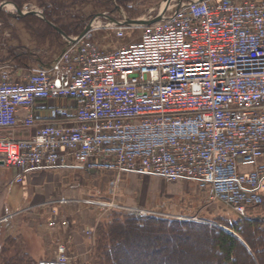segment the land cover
<instances>
[{
	"label": "built area",
	"instance_id": "obj_1",
	"mask_svg": "<svg viewBox=\"0 0 264 264\" xmlns=\"http://www.w3.org/2000/svg\"><path fill=\"white\" fill-rule=\"evenodd\" d=\"M96 22L51 66L22 80L0 64V161L17 171L15 183L47 172L137 175L195 183L211 204L243 218L264 206V0L171 6L139 41L114 51L97 43L96 32L122 39L129 27ZM50 205L161 215L113 200ZM54 207L50 228H67ZM68 250L61 242L39 264H72Z\"/></svg>",
	"mask_w": 264,
	"mask_h": 264
},
{
	"label": "trees",
	"instance_id": "obj_2",
	"mask_svg": "<svg viewBox=\"0 0 264 264\" xmlns=\"http://www.w3.org/2000/svg\"><path fill=\"white\" fill-rule=\"evenodd\" d=\"M2 1L0 0V3ZM7 1L21 10L28 4L43 10V18L28 15L20 20L12 18L7 12L0 13L3 26L1 30L8 29L7 32L10 34L9 40L0 43V50L3 51L0 64L9 65L11 75H15L17 71L25 69L47 68L51 66L56 56L65 51L67 42L56 27L67 37H78L96 16L103 13H108L109 16L116 15V8L121 7L131 19H134L138 11H135L131 4L150 0ZM160 1L162 0H157L156 3ZM86 8L90 9L89 13L83 12ZM9 19L16 21L20 29L9 24ZM21 32L28 37L30 41L28 45L19 44L22 41ZM112 211L115 213L111 223L99 224L97 227L94 247L96 264H132L128 251L139 245L141 240L139 233L151 234L153 238L150 241H156V232H159L170 244H180L187 238L186 234L181 232L182 229H185V233L197 231L210 247L218 251L223 260L219 262L217 259V264H264V219L238 217L237 221L226 224L231 233L227 229L200 223L171 221L156 216L140 218L122 214L120 210ZM10 223L0 225V264H39L40 261L37 262L25 250L21 238L7 236L9 229L12 230ZM166 231L169 234H166ZM175 249H165L167 250L165 261L169 264L172 263Z\"/></svg>",
	"mask_w": 264,
	"mask_h": 264
},
{
	"label": "rangeland",
	"instance_id": "obj_3",
	"mask_svg": "<svg viewBox=\"0 0 264 264\" xmlns=\"http://www.w3.org/2000/svg\"><path fill=\"white\" fill-rule=\"evenodd\" d=\"M156 2L157 0H150L138 1L131 4L134 10L138 11V15L132 20H147L151 16H155L159 11L156 8H158L159 4L164 2V0L158 3ZM176 3L177 1L172 4L175 8ZM26 6L38 8L31 4L25 5V7ZM83 12L89 13L90 9L86 8ZM103 14L108 15V13ZM125 15L131 19L127 13H125ZM121 16V13L117 10L116 15L109 17L115 20H121ZM97 19L96 16L91 22ZM98 22H102V26L105 27L106 21L98 19L96 23ZM8 23L12 24V26L17 29H20V25L16 23V21L9 19ZM2 28L3 26L0 21V43H4L5 40L10 39V34L7 32L8 29L2 31ZM132 28L133 27H130L125 31V37L122 39L116 37L111 31L104 29L98 30L96 32V41L105 51L117 50L140 40L142 31H132ZM21 36L22 41H20L19 44L28 45L30 41L26 34L21 32ZM29 46L32 47L31 45ZM2 54L3 51L0 50V59L3 56ZM240 170L242 173H247L251 168L241 167ZM54 173L58 175L61 173L64 174L62 177L60 176V183H65L66 188H73L71 191L78 192V196H72L76 200H82L87 197H115L117 201L119 200L120 204L139 203L148 206L149 208L151 207L152 210L161 214L160 216H157L158 218L171 221L200 223L227 229L228 231H230V229L226 227V224L237 221L239 217L232 210H229L220 203L210 204V195L202 192L197 184L191 182H168L160 178L141 177L137 175H124L121 178L116 179V176L112 173L90 175L85 171ZM137 177H141V179L137 180ZM55 181H57V179H55ZM23 184H25V182ZM21 185L22 184H14L9 187L10 198H13L16 206L21 203L23 198L24 188ZM116 210H120L119 212L122 214L133 215L125 210ZM114 213L115 212L112 210L101 211L100 216L102 215V219L98 222L97 227L99 224H110L113 220L112 216ZM248 216L249 218L258 216V218L264 219V206L249 209ZM28 218L29 217L26 218L23 216L17 218L18 220L15 222H11L12 230L9 229L10 232L7 236L21 238V241L25 245V250L33 256L37 262L43 259H52L54 250L58 244L56 241L55 244L48 243L51 241V236L48 234V231L44 233L45 231H42L40 223L33 220L32 217ZM97 227L94 232V245L90 252L85 256L78 257L71 253L73 258L72 264H96L94 247L96 243ZM46 229L51 231L49 223L46 224ZM181 232H184L183 234H186L187 238L182 240V243L180 244H170L163 239L159 232H156V241L151 240V243L150 239L153 238L151 234L144 232L139 233V240L141 239L139 245L133 250L128 251V256H130L132 264H169L165 261V258H167V250L169 248H176L171 264H206L207 262H209L208 264H217V259L219 262L223 260L222 255L214 250L212 246L210 247L197 231L185 233V229H182ZM165 233L169 234L167 231ZM67 244L69 245V242H67Z\"/></svg>",
	"mask_w": 264,
	"mask_h": 264
},
{
	"label": "crops",
	"instance_id": "obj_4",
	"mask_svg": "<svg viewBox=\"0 0 264 264\" xmlns=\"http://www.w3.org/2000/svg\"><path fill=\"white\" fill-rule=\"evenodd\" d=\"M58 57L59 56H56L53 62ZM27 71H28L27 69L17 71L15 75L22 76L19 77L22 80L24 78L23 77L24 74ZM54 104L55 102H51V105ZM46 115H47V111L42 110L41 118L45 117ZM27 135L28 134L17 133L15 137L16 139H22L28 137ZM63 175L64 174L62 173L58 175L54 172H47V173H38L27 177L25 179V184L21 185L24 188L22 201L18 206H16L14 204L13 198H10L9 187L14 184H17L14 181V179L17 176V171L4 166L0 161V219L11 213L23 211L20 215L14 217V219H12L10 222L13 221L15 222L16 220H18L17 218L23 216L26 218L32 217L33 220L41 224L42 231H45L44 233L48 231V234L51 236V241L48 243L55 244V241L57 244L61 242H69L68 253L70 255H72L71 253H73L75 254L76 257L85 256L86 254H88V252H90L92 246L94 245V239H95L94 232L98 222L102 219L101 217L102 215L100 216V214L101 211L103 210L86 205H81V206L57 205L55 207L53 205H50L51 202L56 203L57 201L62 199L76 200L72 196L79 195L78 192H73V190L71 191V189L73 188L68 189L66 188L65 183H60L61 180L60 176L62 177ZM55 179H57V181H55ZM139 179H141V177L140 178L137 177V180ZM85 199L106 200V201L113 200L117 205L122 207L139 206L148 210H152L151 207L149 208L148 206H144L139 203L120 204L119 200L117 201L115 197L113 198L87 197V198H83L82 200ZM53 207L58 210V213L61 216V218H64L69 222V226L67 228H57V229L51 228V231L46 229V224L49 223L52 216L51 211ZM253 218H258V216ZM87 232H90V234H88ZM55 251L56 248L54 250V253ZM54 253L52 257H54ZM41 261H48V260L43 259Z\"/></svg>",
	"mask_w": 264,
	"mask_h": 264
},
{
	"label": "water",
	"instance_id": "obj_5",
	"mask_svg": "<svg viewBox=\"0 0 264 264\" xmlns=\"http://www.w3.org/2000/svg\"><path fill=\"white\" fill-rule=\"evenodd\" d=\"M177 1V7L180 8L181 6H183L186 3H202V2H207V1H211V0H164V2L159 4V7L156 8L158 9V14L150 19V20H132L129 19L122 8L118 7L117 10L121 13V20H115L113 18H110L104 14L102 15H98L97 18L99 19H104L107 20L109 22H112L118 26H128V27H134V28H144V27H148L154 23H157L159 21H162L164 19V15L166 14L167 10L169 9L170 5L173 2ZM2 11H6L8 12V14L16 19V20H20L23 19L24 17L28 16V15H32V16H37L39 18H43V10H40L38 8H34L32 6H26L24 7L23 10L19 9L15 4L8 2L7 0H3L0 3V13ZM93 22H90V24L85 28V30L82 32V34L80 36H78L77 38H72V37H67L65 36V34L59 30L57 27V31L62 35V37L66 40L67 42V47H69L70 45H74L80 38H82L87 32L91 31L93 29ZM231 232V231H229ZM232 233V232H231Z\"/></svg>",
	"mask_w": 264,
	"mask_h": 264
}]
</instances>
